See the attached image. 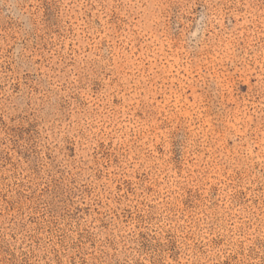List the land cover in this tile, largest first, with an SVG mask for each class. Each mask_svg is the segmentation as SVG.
Returning <instances> with one entry per match:
<instances>
[{"label":"rangeland","instance_id":"374dc122","mask_svg":"<svg viewBox=\"0 0 264 264\" xmlns=\"http://www.w3.org/2000/svg\"><path fill=\"white\" fill-rule=\"evenodd\" d=\"M0 264H264V0H0Z\"/></svg>","mask_w":264,"mask_h":264}]
</instances>
